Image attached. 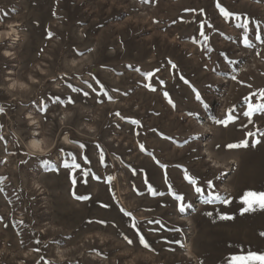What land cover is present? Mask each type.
Returning a JSON list of instances; mask_svg holds the SVG:
<instances>
[{
  "label": "rangeland",
  "instance_id": "obj_1",
  "mask_svg": "<svg viewBox=\"0 0 264 264\" xmlns=\"http://www.w3.org/2000/svg\"><path fill=\"white\" fill-rule=\"evenodd\" d=\"M217 3L0 0V264H227L234 254L264 253V210L241 214L243 194L264 191V110L251 123L243 115L246 97L254 109L264 104V0H219L238 14L227 20ZM245 21L247 29L237 27ZM230 109L238 119L216 124ZM74 156L89 176L64 167ZM145 180L164 195L153 196ZM169 185L184 196L183 213Z\"/></svg>",
  "mask_w": 264,
  "mask_h": 264
},
{
  "label": "snow or ice",
  "instance_id": "obj_2",
  "mask_svg": "<svg viewBox=\"0 0 264 264\" xmlns=\"http://www.w3.org/2000/svg\"><path fill=\"white\" fill-rule=\"evenodd\" d=\"M143 2L144 3H148L149 0H143ZM217 8H218L219 13L221 14V16L223 18H225L226 20L228 18H230V17H237L238 16V14L232 13L229 10H227L225 7H223L219 3V0H218V3H217ZM201 11H203V10H201ZM154 22H157V21H154ZM199 27L201 29V31L199 32V35L201 37H203L204 41L207 42L209 40V37L207 35H205V33L203 31V29L205 27L204 23H201ZM208 27L211 28L212 25H208ZM237 27L247 29L248 28V21H245L244 24L237 25ZM49 35H51V34H49ZM256 39H261L260 35H257ZM243 42H244L246 47H253V45H252L251 41L248 39V37H245ZM262 42H264V41H262ZM209 50H211V49H209ZM257 55H259V53H257ZM129 67H131V65ZM173 67H175V65H173ZM136 71H140V70L136 69ZM156 71H159V70L157 69ZM144 75L146 77H151L153 75V73H145ZM93 79L95 80V77H93ZM181 79H183V77H181ZM233 79H235V77H233ZM96 83L99 84V81L96 80ZM185 83H187V81H185ZM19 86L22 89H27L29 87V85L26 84V83H20ZM14 87H15V85H14ZM68 87L71 88V90L73 92H81L82 91L81 89L73 87L71 84H69ZM88 87L90 89H93V86L91 84H89ZM144 87L150 89L151 91H155L156 90L154 87H152L150 84H147V83L144 84ZM100 89H101V91H103V95L104 96H107L109 100L112 99V97L108 94V91L104 88V85L100 84ZM93 91H96V90L93 89ZM83 95L85 97H87L89 95V92L84 91ZM164 96L168 100L169 104H173V101L169 98V94L167 92L164 93ZM253 96H255V93H253ZM260 96H261L262 99H264V90H261ZM54 99L58 101L59 97H56ZM196 99L197 100H201V96H200L199 93H197ZM245 99H246V101H248V105H247V110L243 112V115L245 117H248L249 118L248 122L251 123L252 122L251 121V116H252L253 111L254 110H264V104H260V105L257 106L256 109H254L252 103L250 102L251 98L250 97H246ZM68 103H74V101L71 98H69L68 99ZM205 107H207V105H205ZM3 110H4L3 107L0 106V112H3ZM45 111H46V109H45ZM233 112H234V109H230L229 110V114L226 116L225 119H217V120H215V123L227 126V124L229 122H234L235 120L238 119V117H236L233 114ZM116 115L119 116L120 113L117 112ZM132 123L136 124V123H139V122L138 121H132ZM247 135L248 136H253L254 133L248 132ZM0 139H2V137H0ZM79 146H80V148H84L85 147L84 144H80ZM240 146H247V140L243 141L242 144H227V145H225V147L228 148V149H234V148H237V147H240ZM31 147L33 149H37V150L41 149V145L38 144V143H34ZM139 148H140V150L142 152L146 151L145 150V146L142 143L139 144ZM61 151H63V149H61ZM149 154L152 155L151 153H149ZM152 158H153V160L156 162V164L161 169H165V170L167 169V165L162 164L158 159H156V157L154 155L152 156ZM104 159H105V157L103 155V152H101L99 162L101 164H103ZM82 162H83V164L85 166H87V165H89L91 163V161L89 160V158L87 156H84L82 158ZM64 167L65 168H69V169H73V170H79L81 173H83L84 177L89 176V170H86V168H82L81 163H77L76 162V157L75 156L73 157L72 163L69 164V163L65 162L64 163ZM184 172H185L184 180L189 185H191L193 187V189H194V191L196 193H202L204 191V189L201 186H199L198 179L195 178L194 176H192L191 174H188V170L187 169H184ZM93 178L96 179V180H100L101 179V177L98 176V175L94 176ZM113 179H114V177H111V176L108 177V181L109 182L112 181ZM82 182L83 183H87V180L84 179ZM165 182L167 183V178L166 177H165ZM71 183L74 186L77 183V180H76V177H75L74 173L71 174ZM145 184L147 185L148 192H150L153 196H156V195L163 196L164 195V193H162V192H157L156 189L147 180H145ZM206 184H207L208 187H213V188L215 187L211 180L207 181ZM169 192L173 196L175 201L180 202L178 204V210H179V212L183 213L185 211V207H184V203H183L184 199H185L184 196L183 195H177L175 192H172L171 191V185H169ZM73 196L77 200H81V201L88 200V199L91 198L88 195H76L75 191H73ZM213 199H219V196L217 195V196L213 197ZM205 203H211V201L210 200H206ZM222 203L225 204V205H228L230 203V201L228 199H225V200L222 201ZM241 203L244 205V207H242V209H241V214H244V213L249 212V211H255L257 206L260 209L264 210V191H247V192H245L243 194L242 199H241ZM101 206L104 207V208L110 207V205H107V204H102ZM120 211L123 213V215L125 217H132L133 216V214L131 212L126 211L123 207L120 208ZM206 214L207 215H211L212 213L209 212V213H206ZM220 218L221 219H233L234 217H232L230 215H227V214H221ZM93 222L102 224L104 226H107V221H104V220H98V221H91L90 220V221H88V223H93ZM148 223L149 224L156 223V224L159 225L160 221H148ZM113 226H115V225H113ZM130 226H131V229L134 232V235L138 238V243L142 247H144L145 249L152 250L150 243L146 240V238L143 235L141 229L134 223L131 224ZM177 231H179V230L177 229ZM122 235H123V239L127 242L128 245H133V243H134L133 239L129 238L127 235H124V234H122ZM260 235L264 236V232L260 233ZM21 243H22V241H21ZM36 243L38 244L39 241H36ZM35 250L38 251L39 249H35ZM46 264H50V262H46ZM227 264H264V253H260V252H256V251H246L245 253H242V254H234L231 257H229V259L227 261Z\"/></svg>",
  "mask_w": 264,
  "mask_h": 264
},
{
  "label": "bare ground",
  "instance_id": "obj_3",
  "mask_svg": "<svg viewBox=\"0 0 264 264\" xmlns=\"http://www.w3.org/2000/svg\"><path fill=\"white\" fill-rule=\"evenodd\" d=\"M14 30V29H13ZM34 143H38V144H40L41 145V142H40V140L39 139H34L33 141H32V144H34Z\"/></svg>",
  "mask_w": 264,
  "mask_h": 264
}]
</instances>
